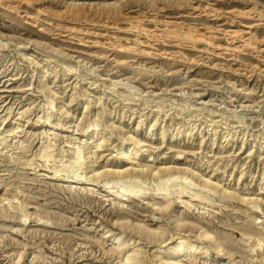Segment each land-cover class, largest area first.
<instances>
[{
	"label": "rangeland",
	"instance_id": "374dc122",
	"mask_svg": "<svg viewBox=\"0 0 264 264\" xmlns=\"http://www.w3.org/2000/svg\"><path fill=\"white\" fill-rule=\"evenodd\" d=\"M182 240L178 264H264V0H0V264Z\"/></svg>",
	"mask_w": 264,
	"mask_h": 264
},
{
	"label": "bare ground",
	"instance_id": "6f19581e",
	"mask_svg": "<svg viewBox=\"0 0 264 264\" xmlns=\"http://www.w3.org/2000/svg\"><path fill=\"white\" fill-rule=\"evenodd\" d=\"M66 12L70 17H72L74 19H77L80 16V14L83 13L82 10L79 8V6H77L76 3H70L69 5H67V11ZM114 82L115 81H113V83ZM51 105H52V103H51ZM94 125H97V124L93 123L90 126L92 127ZM95 130L92 129V131H95ZM137 151H139V149L135 150V152H137ZM128 152H129V150L125 148L122 153L127 154ZM77 153H79V152H77ZM78 155L79 156L77 158L80 160H83L82 155H80V154H78ZM79 165H80V163H79ZM124 173H126V172L125 171H122V172L118 171V173L116 174L117 178H115V180H112V181H114V182L121 181L120 178H122L124 176ZM126 175H129V172ZM155 177H156V179L159 180V183L157 184V190L162 191L164 193L170 192V186H169L170 183H174V182L181 183V182H187V181H189L191 183V181H193V179L190 178L188 175H184V174H181L179 172H170V171H167V172L165 171L164 173H163V171H161V172L158 171L155 174ZM132 178L133 177H130V179H132ZM128 181H130V180H128ZM107 183H109V181ZM128 183L129 184H127V186L130 185L132 187H135V185L133 183L132 184H131V182H128ZM126 188L127 187H123V189H126ZM160 235H161L160 233L155 234L152 237L153 241H155V242L159 241L161 238ZM205 236H206V234H205ZM179 243H180V246L178 248H173L170 250L172 255L170 254V261H168L166 264H178L175 261V259H174V261H172V259L175 258L179 253H181L184 250V248L187 247L189 244L188 242L183 241V240L180 241ZM189 245H191V244H189ZM134 260H135L134 252L133 253L130 252L124 257L125 264H143L141 261H137V260H136L137 263L136 262L134 263L133 262Z\"/></svg>",
	"mask_w": 264,
	"mask_h": 264
}]
</instances>
